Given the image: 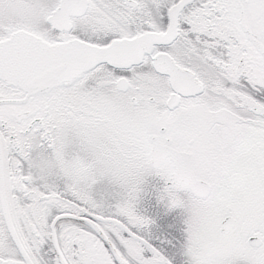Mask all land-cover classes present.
Masks as SVG:
<instances>
[{"label":"snow or ice","instance_id":"1","mask_svg":"<svg viewBox=\"0 0 264 264\" xmlns=\"http://www.w3.org/2000/svg\"><path fill=\"white\" fill-rule=\"evenodd\" d=\"M0 264H264V0H0Z\"/></svg>","mask_w":264,"mask_h":264}]
</instances>
